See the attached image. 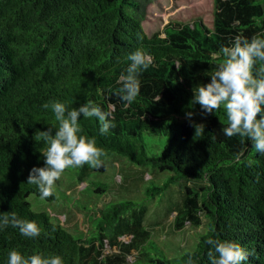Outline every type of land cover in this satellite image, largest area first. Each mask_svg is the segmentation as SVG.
<instances>
[{
  "label": "trees",
  "instance_id": "1",
  "mask_svg": "<svg viewBox=\"0 0 264 264\" xmlns=\"http://www.w3.org/2000/svg\"><path fill=\"white\" fill-rule=\"evenodd\" d=\"M151 2L0 0V216L15 212L41 228L36 238L22 236L11 226L0 230V264H7L12 250L25 257L59 255L64 264H187L189 257L194 264H209V237L239 243L251 253L245 264H264V155L250 142L223 134L227 126L223 107L201 115L200 105L191 103L197 87L210 81L222 47L231 46L237 35L264 38V0H210L208 22L195 18L169 24L164 36L160 32L148 36L144 29ZM137 49L148 53L153 63L140 74L139 95L126 107L113 93L130 64L127 57ZM262 66L258 61L254 74ZM53 101L69 109L92 101L112 111L115 127L104 135L95 118L81 116L79 121L83 134L104 149V166L65 171L94 192L104 194L108 189L106 182L91 177L106 170V158L113 153L136 165L171 172L162 184L147 188L148 196L188 181L174 226L181 229L190 221L196 229L202 213L205 225L194 232L193 250L169 256L159 247L155 257L142 259L140 244L145 239L139 238L135 226L129 242L116 243L122 233L115 228L126 220L123 215L135 200L102 206L98 235L84 239L51 220L46 211L32 209L28 197L40 194L26 181L32 167L44 166L41 153L46 148L34 136L58 126L51 108L42 107ZM189 111L194 113L191 120L185 115ZM200 123L204 134L196 137L193 124ZM149 134L168 136L160 153L149 150ZM248 160L254 161L252 166ZM55 199L54 191L46 200ZM105 240L124 255L119 252L102 260ZM132 250L136 259L129 262L126 255Z\"/></svg>",
  "mask_w": 264,
  "mask_h": 264
},
{
  "label": "clouds",
  "instance_id": "2",
  "mask_svg": "<svg viewBox=\"0 0 264 264\" xmlns=\"http://www.w3.org/2000/svg\"><path fill=\"white\" fill-rule=\"evenodd\" d=\"M139 39V37H138ZM127 59L130 61L126 74H121L115 89L116 95L125 106L131 105L140 92V74L153 63V58L142 49H137ZM219 63L210 75V81L197 87L193 92L191 103L200 105L201 115L212 114L224 108L227 126L223 134L228 137H239L241 142H250L253 149L264 155V66L254 74L256 63L264 64V38L253 36L250 40L237 35L231 46L220 50ZM109 91H112L111 89ZM51 108L58 126L48 127L34 136L36 142L43 141L46 148L41 153L44 166L32 167L27 183L35 185L41 199L54 195L56 182L67 169L82 168L85 165L93 169L104 166L106 153L98 147L96 139L83 134L80 117L95 118L99 122L101 135L107 134L115 127L112 111H104L93 103L79 105L69 109L64 103L53 101L42 105ZM191 120L194 113L186 112ZM194 136L202 137L204 124H193ZM214 139V137H212ZM239 156L237 163H240ZM254 161L248 160L252 166ZM11 226L17 228L22 236L36 238L41 228L34 221L20 219L15 212L0 216V230ZM207 257L209 264H245L251 253L234 240H217L209 237ZM7 264H64L59 255L45 257L33 254L25 257L16 250L8 253ZM187 264H194L191 257Z\"/></svg>",
  "mask_w": 264,
  "mask_h": 264
},
{
  "label": "rangeland",
  "instance_id": "3",
  "mask_svg": "<svg viewBox=\"0 0 264 264\" xmlns=\"http://www.w3.org/2000/svg\"><path fill=\"white\" fill-rule=\"evenodd\" d=\"M211 8L210 0H152L147 8L143 26L148 36L157 32L164 36L163 30L169 24L188 23L195 18H202L203 21L208 22L212 16ZM167 138L168 136L165 135L149 134L146 139L149 150L152 153H160ZM106 164L103 173H95L91 177L107 183L106 193L98 194L92 187H87L86 182H79L71 174L64 172L55 185L56 199L47 201L31 194L28 200L32 209L46 211L51 220H58L77 238L84 239L98 235L96 224L102 206L124 200H135L136 203L131 204L123 215L126 220L115 228V231L122 233L116 239V243L129 242L130 230L134 232L135 226L140 233L139 238L144 235L145 239L144 243L140 244L142 259L155 257L160 251L159 247L165 249L169 256L181 255L196 247L197 235L194 232L196 229H203L205 225L202 213H199L200 222L197 223L196 229L190 221H186L181 229L174 226L177 211L184 205L186 187L189 186L187 180L172 183L152 197L148 196L147 188L162 184L171 172L159 171L152 166L136 165L117 153L108 156ZM157 191L152 190V192ZM127 220L130 227H127ZM103 244L102 260L119 252L124 255L123 250L109 241L105 240ZM136 254V250H132L126 255L127 261H134ZM138 264L142 263L138 262Z\"/></svg>",
  "mask_w": 264,
  "mask_h": 264
}]
</instances>
